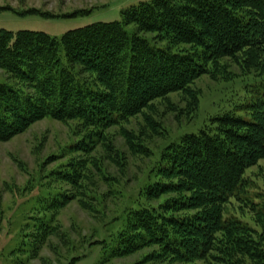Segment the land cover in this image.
<instances>
[{
	"label": "trees",
	"instance_id": "1",
	"mask_svg": "<svg viewBox=\"0 0 264 264\" xmlns=\"http://www.w3.org/2000/svg\"><path fill=\"white\" fill-rule=\"evenodd\" d=\"M146 34L166 46L151 45ZM224 60L244 75L264 74V0H150L123 12L122 22L93 24L60 40L0 30V69L26 86L0 85V141L45 118L75 121L85 147L70 149L85 153L155 100L191 96L194 82L215 78ZM241 107L252 121L215 116L166 147L111 256L157 247L180 264H264V190L247 173L264 159V94ZM138 143L131 142L137 153L144 150ZM68 168L62 176L77 185L80 166ZM70 200L64 193L37 198L32 248L55 231V214Z\"/></svg>",
	"mask_w": 264,
	"mask_h": 264
},
{
	"label": "rangeland",
	"instance_id": "2",
	"mask_svg": "<svg viewBox=\"0 0 264 264\" xmlns=\"http://www.w3.org/2000/svg\"><path fill=\"white\" fill-rule=\"evenodd\" d=\"M148 1L0 0V30L38 32L60 40L69 31L93 24L122 22L123 12ZM127 30L132 33L133 27ZM141 36L153 46H166L155 41L156 34ZM222 63L215 78L204 75L194 82L191 96L176 93L155 100L122 128L107 129L85 153L70 149L85 136L75 121L45 118L0 141V264H180L161 256L157 247L111 255L128 210L156 179L155 168L168 145L210 126L215 116L229 114L252 121L241 106L264 94V74L244 75L232 62ZM0 85L26 89L1 69ZM133 140L144 150L137 153ZM74 162L80 166L79 186L62 176ZM247 173L252 185L264 190V159ZM60 193L71 200L55 214V231L32 248L38 233L30 227V209L39 205V196L49 199Z\"/></svg>",
	"mask_w": 264,
	"mask_h": 264
}]
</instances>
